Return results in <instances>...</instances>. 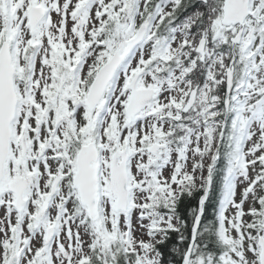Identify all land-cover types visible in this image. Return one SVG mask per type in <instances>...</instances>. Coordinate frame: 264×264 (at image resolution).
<instances>
[{
	"label": "snow or ice",
	"instance_id": "snow-or-ice-1",
	"mask_svg": "<svg viewBox=\"0 0 264 264\" xmlns=\"http://www.w3.org/2000/svg\"><path fill=\"white\" fill-rule=\"evenodd\" d=\"M0 264H264V0H0Z\"/></svg>",
	"mask_w": 264,
	"mask_h": 264
},
{
	"label": "trees",
	"instance_id": "trees-1",
	"mask_svg": "<svg viewBox=\"0 0 264 264\" xmlns=\"http://www.w3.org/2000/svg\"><path fill=\"white\" fill-rule=\"evenodd\" d=\"M193 204H195V201H192Z\"/></svg>",
	"mask_w": 264,
	"mask_h": 264
}]
</instances>
